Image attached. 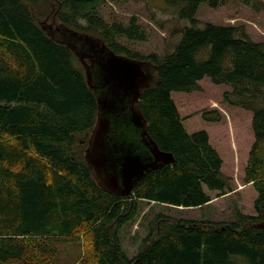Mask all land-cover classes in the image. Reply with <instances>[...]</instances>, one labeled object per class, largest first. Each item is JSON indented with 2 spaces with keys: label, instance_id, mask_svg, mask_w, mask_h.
<instances>
[{
  "label": "trees",
  "instance_id": "obj_1",
  "mask_svg": "<svg viewBox=\"0 0 264 264\" xmlns=\"http://www.w3.org/2000/svg\"><path fill=\"white\" fill-rule=\"evenodd\" d=\"M42 1L55 2L0 0V264H54L58 246L82 234L91 252L70 264H264V229L255 226L264 221V41L254 40L244 25L196 17L202 2L217 8L226 0H164L185 22L181 39L172 52L145 56L123 42L148 37L135 16L125 23L105 18L100 0H56V21L158 66L160 84L145 91L139 105L150 135L176 162L152 170L131 195L119 196L97 184L78 147L96 123L98 101L74 52L42 28L36 12ZM240 1L262 9V0ZM205 77L230 85L225 100L253 114L243 180L257 192L255 213L237 209L229 221L158 213L130 256L121 230L138 220L142 202L200 207L212 200L208 191L219 196L232 190L208 131H188L172 97L200 90ZM213 113L203 117L219 121Z\"/></svg>",
  "mask_w": 264,
  "mask_h": 264
},
{
  "label": "rangeland",
  "instance_id": "obj_2",
  "mask_svg": "<svg viewBox=\"0 0 264 264\" xmlns=\"http://www.w3.org/2000/svg\"><path fill=\"white\" fill-rule=\"evenodd\" d=\"M261 10L253 9L240 0H226V3L215 8L207 2L199 6L196 17L200 22L216 24L244 25L249 35L257 41H264V0ZM60 9L57 1L51 5L40 2L36 12L41 20L52 21ZM100 9L107 19H118L128 23L133 16L148 32L146 40H123L132 50L141 55L157 53L162 56L172 52L181 39L179 30L185 22L179 20L175 12L164 0H100ZM58 22V21H57ZM200 90L192 92H173L180 114L187 130L192 132L206 129L210 142L223 158V172L229 177L232 190L224 195L209 191L213 200L200 207H167L165 205L142 202L138 220L121 230L123 249L130 256L134 255L147 235L149 224L158 213L173 218L207 219L212 221L234 220L236 211L254 214V200L257 192L251 183H245L244 169L249 152L254 142L252 112L238 105H232L224 98V93L231 90L227 84H216L209 77L200 82ZM216 112L219 121L207 120L204 112ZM213 113L212 115H216ZM88 136L79 137V149H85ZM87 141V142H85ZM88 145V144H87ZM87 147V146H86ZM90 243L86 234L81 240L66 242L58 246L54 264H70L88 256ZM39 264V263H36Z\"/></svg>",
  "mask_w": 264,
  "mask_h": 264
},
{
  "label": "water",
  "instance_id": "obj_3",
  "mask_svg": "<svg viewBox=\"0 0 264 264\" xmlns=\"http://www.w3.org/2000/svg\"><path fill=\"white\" fill-rule=\"evenodd\" d=\"M41 25L74 52L97 97V120L84 156L94 179L111 194L131 195L149 172L176 162L150 135L139 105L142 94L160 84L157 64L117 53L98 35L64 22L44 20ZM255 226L264 229V221Z\"/></svg>",
  "mask_w": 264,
  "mask_h": 264
},
{
  "label": "crops",
  "instance_id": "obj_4",
  "mask_svg": "<svg viewBox=\"0 0 264 264\" xmlns=\"http://www.w3.org/2000/svg\"><path fill=\"white\" fill-rule=\"evenodd\" d=\"M208 193L210 194V192H209V191H208ZM212 197H213V196H212ZM212 200H213V198H212ZM212 200H211V201H212Z\"/></svg>",
  "mask_w": 264,
  "mask_h": 264
}]
</instances>
